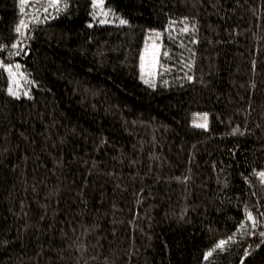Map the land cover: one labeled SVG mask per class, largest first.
I'll use <instances>...</instances> for the list:
<instances>
[{"label": "trees", "instance_id": "1", "mask_svg": "<svg viewBox=\"0 0 264 264\" xmlns=\"http://www.w3.org/2000/svg\"><path fill=\"white\" fill-rule=\"evenodd\" d=\"M104 5L0 0V264H264V0Z\"/></svg>", "mask_w": 264, "mask_h": 264}, {"label": "rangeland", "instance_id": "2", "mask_svg": "<svg viewBox=\"0 0 264 264\" xmlns=\"http://www.w3.org/2000/svg\"><path fill=\"white\" fill-rule=\"evenodd\" d=\"M29 3L31 13H43L53 7L58 0H23ZM96 6L95 16L100 22L121 23L125 21L122 17H117L107 6L104 5V0H93ZM98 7V8H97ZM161 45L158 42L152 41L145 49L143 55L142 66L146 73H153L158 64ZM15 80V77H13Z\"/></svg>", "mask_w": 264, "mask_h": 264}, {"label": "snow or ice", "instance_id": "3", "mask_svg": "<svg viewBox=\"0 0 264 264\" xmlns=\"http://www.w3.org/2000/svg\"><path fill=\"white\" fill-rule=\"evenodd\" d=\"M121 23H124V21H121ZM187 29H185V31H186ZM17 31H19V28H17ZM146 83H147V81H145ZM205 120H206V116H205ZM198 127H205L206 126V124H198L197 125ZM262 175H264V174H262ZM249 219H251V217H249ZM262 235H264V233H262ZM224 241H221L218 245H217V247H222L223 245H224ZM210 254V253H209Z\"/></svg>", "mask_w": 264, "mask_h": 264}]
</instances>
